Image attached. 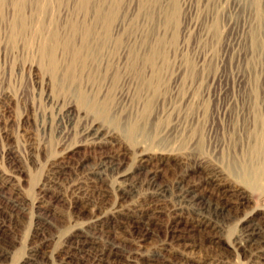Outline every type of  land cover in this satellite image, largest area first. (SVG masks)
I'll list each match as a JSON object with an SVG mask.
<instances>
[{
	"label": "rangeland",
	"instance_id": "1",
	"mask_svg": "<svg viewBox=\"0 0 264 264\" xmlns=\"http://www.w3.org/2000/svg\"><path fill=\"white\" fill-rule=\"evenodd\" d=\"M27 1L22 11L30 14L34 6ZM67 1L61 0L59 7L64 16L72 6V0ZM15 2L4 0L0 12L4 264H23L31 254L46 264H96L92 255H71L69 246L97 219L95 230H113L123 248L122 255L102 264H134L130 256L139 252L158 254L155 264H175L180 257L189 264H264L251 249L239 245L244 225L264 230V0H116L119 16L138 18L137 23L128 18L118 21L124 38L132 42L144 27L147 42L162 39L165 63L154 92H139L137 79L122 63L94 79L88 68L77 70L80 87L108 101L109 119L80 107L74 93L56 91L36 48L27 52L20 43L12 44L9 30ZM58 51L64 67L69 56ZM62 73L59 70L57 77ZM151 93L155 94L145 123L147 136L130 140L115 125L139 120ZM90 125L105 131L108 141L64 149L86 142L85 127ZM256 139L263 143L260 152L252 150ZM106 156L121 166L116 173L96 176ZM145 157L147 169L158 171V184L171 190L176 181L196 184L212 205H225L219 229L209 233L192 228L193 214L184 211L176 218L173 200H157L142 187L133 195L123 194L126 182L143 176L137 170ZM243 163L252 178L247 182L240 175ZM254 169L261 182H256ZM118 173L131 177L123 180ZM208 174L216 175L235 195L216 191L205 181ZM137 204L146 208L141 219L123 212Z\"/></svg>",
	"mask_w": 264,
	"mask_h": 264
},
{
	"label": "bare ground",
	"instance_id": "2",
	"mask_svg": "<svg viewBox=\"0 0 264 264\" xmlns=\"http://www.w3.org/2000/svg\"><path fill=\"white\" fill-rule=\"evenodd\" d=\"M27 2V0H16L15 2L16 11L11 20V24L9 23V39L12 41V44L20 43L24 50H27V52L28 50L32 51L36 48L42 68L44 71L46 70L47 73L50 72L53 76V83L56 91L74 93L78 101L76 103H78L80 107H83L87 111L97 114L104 119H109L107 108H110L107 106L108 101L106 103V98L101 99L99 97L100 93H88L87 90L81 88L76 75L77 70L82 71L88 68V76H90V79H94L102 71L108 72L109 70L114 69L115 63H122L123 66H125V68H127V70L135 76L134 78L137 79L139 92H146L149 90L151 92L155 91L161 66L165 60V51L162 44L163 41L160 37H156L152 43L147 42L149 33L144 29V27H141L138 33L136 32L134 34L135 36L132 42L125 39L124 27L122 24H118V21L126 20L128 18V20L137 23L138 18L137 16H119L117 12L116 0H72L70 12H65V16L64 14L61 15V12L59 11L61 0H31V4L34 6V11L30 14H26L22 11V8ZM3 4L4 0H0V12ZM58 49H61L65 55L69 56L68 63H65L66 65L63 63L65 65L64 67L61 66V58H59L61 60L59 61L56 56ZM59 70L63 71L62 78H59V76L57 77ZM46 71L44 73H46ZM147 71H149V75H147ZM80 74L81 73H79V75ZM154 94L155 93H151L150 98H147L145 102H143V109L138 116L139 120H130L131 122L129 121L127 124L125 121L124 124L121 123L115 125L130 140H134L136 135L139 134L145 136L146 138L147 132L145 130V123L149 118L150 109L154 103L152 98ZM71 111L72 110L68 108V112L71 113ZM110 121L112 122V120ZM142 121L144 123H141ZM85 129L87 137H89L88 139H85L86 142L83 139L85 143L83 141L75 142L67 145L64 149L69 150L84 144L96 146L104 144L108 141V135L105 131L103 132L99 126L90 125L88 128L85 127ZM256 140L257 146L254 145L255 147H253L252 150L260 152L263 148L264 142H261V138L260 142L258 139ZM259 158L261 159V157ZM147 161L146 157L140 160L137 171L138 173H142L143 176L141 175L139 180H135L132 183L126 182V184L121 187L123 194H132L138 187H142L147 194L157 198V200H164L167 197L173 200L172 203L174 202V205L172 206L174 207L173 210L176 218H180V216L182 217L184 211H187L190 215L193 214L194 217L192 218L194 223L192 228L207 230L209 233L210 229H219L218 217L224 212L226 208L225 205H212L208 199L198 192L199 190L195 186L196 184L183 185L179 181H176L172 190L158 184L156 178L158 171L147 169ZM120 166V163L116 162L111 157H103L100 162L99 169L97 168L98 171L96 172V176L107 171H118ZM239 168L241 170V177L245 182H247L251 177V175L249 176V169H247L249 167L243 163V165L239 166ZM253 172L255 173L256 182L257 180L261 182L262 177L260 172L256 169H254ZM129 175V173L120 174L123 180H127V176ZM205 181L207 184L213 186L216 191L218 190L225 196L234 194L233 190L225 188L224 185L219 182L216 175L208 174ZM243 197L244 196H242V198ZM235 204L238 206L240 204L239 200L236 201ZM145 209V207L143 208L141 205L139 206V204H137L134 208L127 209V211L123 212L127 215L129 214V216L141 219ZM95 221L97 222L98 219ZM179 221L180 219H178V222ZM96 222H91L89 227L83 228L81 233L79 232L76 238H74L73 241L71 240L72 242L70 243L69 251L72 252L71 255H92L96 264H102L104 261H108L122 255L123 248L121 247V242L118 241L116 235L112 232L113 230L111 231L110 229H106L101 232L97 231V229L95 230ZM240 233L241 235H239L241 241L239 242V245H243L244 247L247 246L246 248L251 249L256 258L264 259V230L256 224L251 223L244 225ZM183 244H185V242H183ZM6 258L7 251L0 247V264H4ZM130 259V261L134 264H155L159 257L158 254L155 253L144 255L139 252L130 256ZM23 264H46V260L35 254H31L27 257ZM175 264L189 263L184 260V258L180 257V259L176 260ZM206 264H210V261Z\"/></svg>",
	"mask_w": 264,
	"mask_h": 264
}]
</instances>
